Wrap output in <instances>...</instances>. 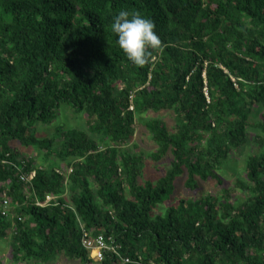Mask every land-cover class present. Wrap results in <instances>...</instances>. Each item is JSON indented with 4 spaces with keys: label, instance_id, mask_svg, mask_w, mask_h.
Masks as SVG:
<instances>
[{
    "label": "trees",
    "instance_id": "16d2710c",
    "mask_svg": "<svg viewBox=\"0 0 264 264\" xmlns=\"http://www.w3.org/2000/svg\"><path fill=\"white\" fill-rule=\"evenodd\" d=\"M121 10L161 40L142 66ZM137 132L153 150L121 149ZM146 159L168 162L146 179ZM2 196L10 264H264V0H0Z\"/></svg>",
    "mask_w": 264,
    "mask_h": 264
},
{
    "label": "clouds",
    "instance_id": "9594fccd",
    "mask_svg": "<svg viewBox=\"0 0 264 264\" xmlns=\"http://www.w3.org/2000/svg\"><path fill=\"white\" fill-rule=\"evenodd\" d=\"M111 30L117 36L116 42L126 58L137 66L147 62L149 48L157 49L161 45L154 22L138 13L121 10L113 18Z\"/></svg>",
    "mask_w": 264,
    "mask_h": 264
},
{
    "label": "rangeland",
    "instance_id": "374dc122",
    "mask_svg": "<svg viewBox=\"0 0 264 264\" xmlns=\"http://www.w3.org/2000/svg\"><path fill=\"white\" fill-rule=\"evenodd\" d=\"M65 108V106L61 105L60 109ZM65 114L62 116H60L59 119V124L64 126V124L67 127L70 128H80L81 130H85V120H84V116H82L81 114L78 115L76 113H74L73 111H71V109H65ZM166 116L164 114H162L161 116V120H163ZM68 129V128H67ZM46 132L52 133L53 132V126L52 127H48L47 129H45ZM250 135H254V131H249ZM43 131L40 133L42 134ZM39 134V135H40ZM133 141L129 142L128 144L125 145V147H121V149H126L128 147H131L133 144H136L139 150H143V151H150L153 150V147L149 144V141H147L146 139H144V142L142 141V137H139V132L136 133V135H134L133 137ZM57 146V141H55V144L53 145V147ZM250 149H254V145H250ZM23 154L29 158V157H35V153H29L30 149H26V148H22L21 149ZM257 150L259 151V149H254V152H257ZM38 156H36L37 159ZM232 159H230L229 161V165H234L236 163L237 168H241V159H243L242 155L236 156L235 155H231ZM165 160H169L168 157L164 158ZM53 163H55L54 159ZM240 160V161H239ZM41 161V159L39 158V160H35V164L37 165V163H39ZM239 161V162H238ZM44 161L42 160V163ZM164 162H168V161H164L161 160L160 162H154L151 161L150 159H146V167L144 169V174H146L148 176V178L146 179H154L156 177H158L159 175V171L158 168L163 167ZM45 163V162H44ZM48 164V163H46ZM42 166V165H41ZM55 166V165H54ZM240 172V170H239ZM218 173L221 175V177H223L224 181L226 182V184L231 187L232 184L234 183V173L233 171L230 172V169L228 167H223L222 169H220L218 171ZM242 195V194H239ZM1 248L0 250L2 251V249H4L1 253H0V264H10V260L8 259V248L6 246V243L0 244ZM54 262V261H53ZM53 264H67V262L64 261H58L53 263Z\"/></svg>",
    "mask_w": 264,
    "mask_h": 264
},
{
    "label": "built area",
    "instance_id": "2783aa9c",
    "mask_svg": "<svg viewBox=\"0 0 264 264\" xmlns=\"http://www.w3.org/2000/svg\"><path fill=\"white\" fill-rule=\"evenodd\" d=\"M19 179L21 182L25 181V175L20 174ZM51 200V197L45 196V204ZM9 212L8 200L2 196L0 199V216L7 217ZM110 239L107 240L109 242ZM104 237L99 235L95 239L85 238L82 241V246L88 251V256L95 262H101L103 260L104 252H113L116 254L114 246L107 244ZM124 263H128V259H123Z\"/></svg>",
    "mask_w": 264,
    "mask_h": 264
}]
</instances>
